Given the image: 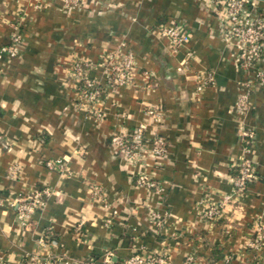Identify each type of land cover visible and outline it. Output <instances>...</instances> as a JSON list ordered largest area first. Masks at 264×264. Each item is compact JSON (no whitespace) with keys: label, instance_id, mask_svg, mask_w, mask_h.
<instances>
[{"label":"crops","instance_id":"0c3cea01","mask_svg":"<svg viewBox=\"0 0 264 264\" xmlns=\"http://www.w3.org/2000/svg\"><path fill=\"white\" fill-rule=\"evenodd\" d=\"M257 9L264 13V0ZM19 18L20 52L0 59V264H25L35 251L120 264L142 248L166 251L169 264L194 252L204 264H226L227 255L230 264H264V251L247 247L264 216V86L250 96V110L237 115L248 75L212 0H81L78 6L0 0V47ZM174 22L190 33L176 51L160 31ZM119 48L135 57L133 81L102 93L99 119L75 101L70 65L75 58L97 62ZM208 73L214 83L198 91ZM90 76L106 83L101 67ZM151 106L162 111L157 126L146 114ZM241 121L255 132L249 144ZM140 122L149 123V136L159 132L167 141L160 164L148 152L126 160L111 143L114 132L130 133ZM245 156L258 179L240 202L224 203ZM56 159L63 171L47 166ZM143 173L156 188L136 183ZM35 186L52 195L26 229L17 202ZM204 202L222 204L215 224L200 220ZM46 232L56 246L39 243Z\"/></svg>","mask_w":264,"mask_h":264},{"label":"built area","instance_id":"2783aa9c","mask_svg":"<svg viewBox=\"0 0 264 264\" xmlns=\"http://www.w3.org/2000/svg\"><path fill=\"white\" fill-rule=\"evenodd\" d=\"M81 0H65L67 5L78 6ZM213 10L217 12L222 25L228 27L229 38L234 39L239 47L237 55L238 67L247 73V78L240 84L235 111L237 115L247 113L250 110V96L256 86H264V13L257 9V0H212ZM221 6V8H219ZM23 19L19 18L14 23L11 40L7 45L0 47V59L4 56L16 57L20 52L23 41L22 35ZM161 35L170 42L172 50L176 51L190 40V33L174 22L163 24L160 28ZM136 61L133 53L124 52L121 48L115 51H106L99 60L84 61L79 58L73 59L70 69L76 82L75 101L86 108L87 112L96 118H102V112L98 109L101 95L109 88L129 84L133 81V73ZM101 67L106 74V83L102 84L97 78L91 77L90 72ZM214 74L208 73L199 79L197 90L205 85L214 83ZM151 118V125L157 126L161 122L162 111L159 107L151 106L146 110ZM240 135L249 144L255 138V132L247 128L241 121ZM149 123L140 122L130 133L114 132L111 143L120 155L129 161H135L150 153L156 164L167 155V141L159 132L152 136L147 134ZM47 166L55 171H63L62 159L49 160ZM258 179V170L255 164L248 158L239 160L237 167L231 175L232 190L225 195L223 202H240L246 195L249 185ZM136 183L148 188H156L157 184L147 174H139ZM93 191L102 196V191L94 187ZM52 191L47 187L35 186L32 190L22 196L17 202V216L26 229L32 225L33 215L45 208L47 200ZM222 204L204 202L200 210V220L208 224H215L222 218ZM154 219L159 222L161 215L153 213ZM57 243L50 233H44L39 238V243ZM247 247L254 251H264V216L254 223V235L247 242ZM112 254L106 259L111 262ZM226 264H230L231 256L224 258ZM170 255L166 251L139 249L131 256L125 258L120 264H169ZM25 264H97L94 257L77 259L66 252L42 254L40 251L29 252L26 255ZM182 264H204L197 253H190Z\"/></svg>","mask_w":264,"mask_h":264}]
</instances>
